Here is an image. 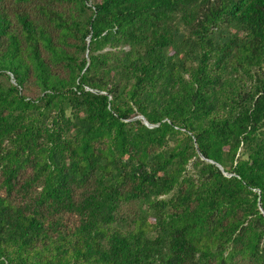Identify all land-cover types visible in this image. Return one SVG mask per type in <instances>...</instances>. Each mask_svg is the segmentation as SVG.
Wrapping results in <instances>:
<instances>
[{"label":"trees","instance_id":"trees-1","mask_svg":"<svg viewBox=\"0 0 264 264\" xmlns=\"http://www.w3.org/2000/svg\"><path fill=\"white\" fill-rule=\"evenodd\" d=\"M0 264H264V0H0Z\"/></svg>","mask_w":264,"mask_h":264},{"label":"water","instance_id":"water-1","mask_svg":"<svg viewBox=\"0 0 264 264\" xmlns=\"http://www.w3.org/2000/svg\"><path fill=\"white\" fill-rule=\"evenodd\" d=\"M138 118H142V119L144 120V122H145L147 125H149V126H151V127L153 126V125H151V124L146 120L145 117H143V116H138ZM202 158H204V157L202 156ZM220 168L223 169L222 166H220Z\"/></svg>","mask_w":264,"mask_h":264}]
</instances>
